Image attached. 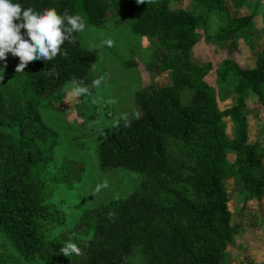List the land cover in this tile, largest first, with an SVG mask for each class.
<instances>
[{
    "label": "trees",
    "instance_id": "16d2710c",
    "mask_svg": "<svg viewBox=\"0 0 264 264\" xmlns=\"http://www.w3.org/2000/svg\"><path fill=\"white\" fill-rule=\"evenodd\" d=\"M170 1L13 0L39 12L67 10L81 16L85 27L120 16L130 32L150 43L148 69L168 71L170 83L135 89L139 119L128 117L125 126L123 117L116 118L96 145L99 169L134 171L139 187L81 211L73 227L58 233L64 216L48 202L57 185L58 174L48 171L57 140L37 99L62 92L74 80L92 85L95 50L74 33L75 42L62 45L64 54L30 62L24 72L15 71L20 61L11 53L0 60V249L16 253L0 250V264H17L18 258L26 264H121L134 248L143 264H224V249L236 233L225 180L234 178L248 197L264 194L263 150L248 142L246 122L250 110L264 109V53L250 68L227 55L221 59L218 100L230 95L233 102L219 109L202 80L204 67L193 64L189 52L202 31L206 41L230 53L233 35L252 24V14L230 16L225 0H193L195 11ZM233 1L236 7L246 2ZM211 14L217 17L213 28L207 23ZM185 91L190 95L182 102ZM223 118L233 126L232 137ZM69 239L81 249L79 256L60 251Z\"/></svg>",
    "mask_w": 264,
    "mask_h": 264
},
{
    "label": "rangeland",
    "instance_id": "374dc122",
    "mask_svg": "<svg viewBox=\"0 0 264 264\" xmlns=\"http://www.w3.org/2000/svg\"><path fill=\"white\" fill-rule=\"evenodd\" d=\"M236 7L233 0H225L230 16L252 14V24L233 35L234 49L226 54L218 45L201 38L189 52L190 61L204 67L202 80L213 92L219 109L233 102L232 96L219 101L221 89L216 82L218 63L227 55L241 68L254 65L258 54L264 53V0H245ZM170 5L194 10L193 0H171ZM99 27H85L77 32L80 43L95 50L93 81L99 85H81L89 93L79 98L70 95L71 83L62 92L50 97L38 98L37 108L42 121L55 132L57 144L53 150L54 160L48 171H56L57 185L48 202L58 204L64 216L61 226L54 232H65L73 227L81 211L122 198L139 187V177L134 171L116 167L101 170L96 161V145L109 132V127L118 117H133L138 112L132 94L135 89L155 83L163 86L170 83L168 71L151 72L147 64L151 60L152 48L148 40L129 31L120 16H111ZM217 17L211 14L208 27L213 28ZM111 40L109 46L106 41ZM133 65H128V62ZM189 91L181 95L185 102ZM254 97L248 99L251 101ZM225 132L233 135V126L223 118ZM247 140L256 143L262 150L264 173V109L250 110L246 115ZM233 154H227L232 160ZM107 181L108 187L96 192V186ZM228 195L227 207L231 214L230 223L236 227L224 249V264H264V194L251 198L234 178L225 180ZM4 254L16 253L5 246ZM18 258V257H17ZM17 264H26L18 258ZM121 264H143L138 248L123 256Z\"/></svg>",
    "mask_w": 264,
    "mask_h": 264
},
{
    "label": "clouds",
    "instance_id": "9594fccd",
    "mask_svg": "<svg viewBox=\"0 0 264 264\" xmlns=\"http://www.w3.org/2000/svg\"><path fill=\"white\" fill-rule=\"evenodd\" d=\"M137 4L145 3V0H136ZM22 29L24 32H22ZM85 22L77 14H69L64 10L59 14L55 8H47L43 12L36 11L32 7L24 8L13 0H0V60H6L7 54L19 58L16 72H24L26 66L35 60L51 61L62 52V45L74 43V33L83 32ZM106 43L111 46L112 41ZM82 81H73L70 95L79 98L89 93V89L80 86ZM99 85L100 80L93 82ZM139 119L140 113L135 114ZM125 126H130V121L123 117ZM108 187L107 181L96 186V192ZM113 214L109 213L111 217ZM63 255L70 257L79 256L81 249L69 239L60 249Z\"/></svg>",
    "mask_w": 264,
    "mask_h": 264
}]
</instances>
